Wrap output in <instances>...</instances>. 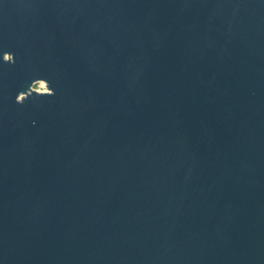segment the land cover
I'll list each match as a JSON object with an SVG mask.
<instances>
[{"label": "water", "instance_id": "water-1", "mask_svg": "<svg viewBox=\"0 0 264 264\" xmlns=\"http://www.w3.org/2000/svg\"><path fill=\"white\" fill-rule=\"evenodd\" d=\"M0 264H264V0H0Z\"/></svg>", "mask_w": 264, "mask_h": 264}, {"label": "rangeland", "instance_id": "rangeland-1", "mask_svg": "<svg viewBox=\"0 0 264 264\" xmlns=\"http://www.w3.org/2000/svg\"><path fill=\"white\" fill-rule=\"evenodd\" d=\"M34 88H36L37 90H40V91H45L47 90V86H45V84L43 82H38L34 85Z\"/></svg>", "mask_w": 264, "mask_h": 264}, {"label": "bare ground", "instance_id": "bare-ground-1", "mask_svg": "<svg viewBox=\"0 0 264 264\" xmlns=\"http://www.w3.org/2000/svg\"><path fill=\"white\" fill-rule=\"evenodd\" d=\"M41 82H43L45 84V86H46V83L44 81H41Z\"/></svg>", "mask_w": 264, "mask_h": 264}]
</instances>
